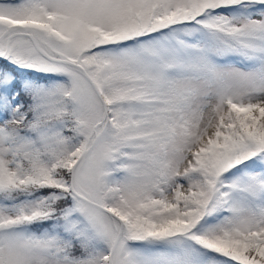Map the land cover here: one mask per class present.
Instances as JSON below:
<instances>
[{
    "label": "snow or ice",
    "instance_id": "1",
    "mask_svg": "<svg viewBox=\"0 0 264 264\" xmlns=\"http://www.w3.org/2000/svg\"><path fill=\"white\" fill-rule=\"evenodd\" d=\"M0 264H264V0H0Z\"/></svg>",
    "mask_w": 264,
    "mask_h": 264
}]
</instances>
